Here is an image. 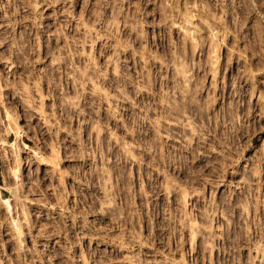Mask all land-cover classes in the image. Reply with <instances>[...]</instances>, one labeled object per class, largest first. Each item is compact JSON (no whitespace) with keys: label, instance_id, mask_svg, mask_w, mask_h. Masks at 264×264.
Instances as JSON below:
<instances>
[{"label":"rangeland","instance_id":"rangeland-1","mask_svg":"<svg viewBox=\"0 0 264 264\" xmlns=\"http://www.w3.org/2000/svg\"><path fill=\"white\" fill-rule=\"evenodd\" d=\"M0 185V264H264V0H0Z\"/></svg>","mask_w":264,"mask_h":264},{"label":"built area","instance_id":"built-area-1","mask_svg":"<svg viewBox=\"0 0 264 264\" xmlns=\"http://www.w3.org/2000/svg\"><path fill=\"white\" fill-rule=\"evenodd\" d=\"M178 66V65H177ZM177 70L175 71L176 73V76H178L177 81L176 80V84L178 86V89L180 90L181 89V85H184L185 83H189L188 82H185L184 80L182 81L179 77V74L182 72L181 70H179L178 67H176ZM185 79V77H184ZM182 89L186 90L187 88L185 87H182ZM178 128H176L177 130ZM182 129V128H181ZM161 130V128H160ZM168 130V133L167 135L170 136V138H174L175 136V132L176 130L175 129H170V128H167ZM191 133L192 132H195L198 130L197 128H191ZM173 131H175L173 133ZM177 132L181 135L180 138V142L177 143V142H163L162 139H161V136H159V133L158 132H154L155 135H149L150 137L148 138V142H147V146L143 147L142 148V153L145 152L146 150V153L148 156H150L151 159H149V161L146 163V164H149V165H152L153 164H157V165H162V164H176L178 168H185V171L188 173V174H194L195 175H198L197 171L195 170V165L199 164L200 162V157L198 155L199 151V143L197 142V137L195 138V135H187L186 131L184 130H177ZM176 132V134H177ZM172 136V137H171ZM177 141V139H176ZM127 147H129L127 145ZM137 160V164H140L141 162H143L145 159H143V156L140 157L137 153V156H136ZM150 162V163H149ZM191 166V167H189ZM101 169V172H99V175L101 177L104 178L105 180V183H106V177L109 178L111 177V174L109 171H106L104 170L103 168H100ZM164 172L162 173L163 174V179L166 181V183L170 182V178H172V176H174V173H171L170 170H166V169H163ZM197 173V174H195ZM181 176V172L179 171L178 175L175 176V177H180ZM112 178V177H111ZM168 183L166 186H168ZM168 188V187H167ZM182 198V202L184 199V195L181 196Z\"/></svg>","mask_w":264,"mask_h":264},{"label":"bare ground","instance_id":"bare-ground-1","mask_svg":"<svg viewBox=\"0 0 264 264\" xmlns=\"http://www.w3.org/2000/svg\"><path fill=\"white\" fill-rule=\"evenodd\" d=\"M0 189H1V185H0ZM9 200H10V199H8V198H7V199H5V201H6V202H8Z\"/></svg>","mask_w":264,"mask_h":264}]
</instances>
